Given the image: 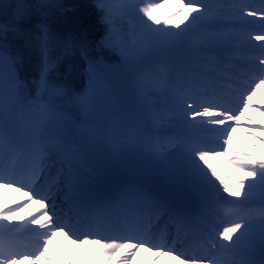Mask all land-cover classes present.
Segmentation results:
<instances>
[{"label": "snow or ice", "instance_id": "obj_1", "mask_svg": "<svg viewBox=\"0 0 264 264\" xmlns=\"http://www.w3.org/2000/svg\"><path fill=\"white\" fill-rule=\"evenodd\" d=\"M168 0H164L167 3ZM175 10L163 21L157 15L158 9L164 6L156 0H146L140 7L142 13L140 24L144 30L142 36L151 34V39L145 40L131 33H125L118 27L117 21H123L136 8L135 0H118L114 4H98L104 10L102 17L107 24V32L101 44L125 59L138 57L149 45L174 43L184 36L190 26L205 21V34L193 38V47L202 52H214L203 65L204 72L197 78V85L202 91L215 94L218 86H232L235 81H241L246 86L234 89L237 93L236 103L242 105L235 110L224 104L202 99L199 103L188 96L181 103H186V113L190 114V122L200 118L201 125L218 126L215 147H196L185 145L183 160L187 179L202 186L212 195H219V188L227 196L217 200L222 209L219 216V226H209L200 233L199 255L178 251L174 246H168L161 237L160 243H153L148 238L147 231L120 237H105L101 235L102 225H89V230L77 234L75 225L70 226L66 219L79 212H87L93 217L106 216L115 207L111 200L85 199L80 195L84 177L90 173L88 158L75 143L67 138L63 131L62 116L50 100L45 102L40 93L35 98L27 94V86L18 78L16 61L9 58L6 52L0 51V63L4 71L0 74V88L10 89L13 102L21 111L35 114L36 120L31 125L29 141V164L25 171L15 170V152L17 150L13 137L8 133L5 121L0 120V188H13V191L25 198L27 202L39 205L30 213L26 224L37 225L38 229H29L33 240L29 244L21 242L18 237L20 229L16 225L5 224L4 221L16 219L23 205L13 197V206L0 207V264H55L47 256L48 244L58 233L76 247L97 245L101 251L97 254L94 264H107L112 255L121 249L124 251L117 257L116 264H130L135 252L144 248L154 252L155 257H172L179 264H255L248 260L230 259L242 237L248 234L254 216H259L261 225L260 243L264 249V201L256 212L246 211L244 201L229 200L228 197L247 200L254 186L264 191V161H258L245 153L232 149L231 140L237 127H244L241 121L245 119V110L254 107L253 97L264 90V0L255 7L249 3L218 4L215 7L200 0H174ZM183 13L181 24L184 28L174 32L167 27L173 24L174 17ZM251 17L252 19H247ZM187 21V23H185ZM151 22V23H149ZM238 25H257V28L242 30ZM179 28V25H176ZM131 36V40L126 37ZM255 41V43H253ZM44 66L41 71L39 88H47L46 76L51 65L47 56L46 42L42 47ZM237 61H241V68ZM6 117V113L4 114ZM56 127L51 134L49 126ZM259 128V125H252ZM173 143V141H169ZM9 161H11V166ZM55 168V175L51 169ZM228 168L232 172H228ZM219 181V185L216 182ZM15 185V187H13ZM63 196V215L57 210L56 201ZM138 207L130 209L134 214L143 213L149 218L151 213H160L165 209L171 211L167 204L158 197L147 192L138 193ZM127 215L128 212L123 213ZM180 223H186L182 213H176ZM75 229V230H74ZM71 264V261L69 262ZM264 264V260L260 262Z\"/></svg>", "mask_w": 264, "mask_h": 264}, {"label": "rangeland", "instance_id": "obj_2", "mask_svg": "<svg viewBox=\"0 0 264 264\" xmlns=\"http://www.w3.org/2000/svg\"><path fill=\"white\" fill-rule=\"evenodd\" d=\"M206 1V0H201ZM146 3V0H142V2H138L136 4V8L132 13H130L126 18L123 19V21L118 20L117 25L118 27L122 28L124 32L131 33L132 35H135L137 37H142L145 40L151 39V34H148L146 36H142L143 29L141 24L138 20V15L142 18V13H140L139 9ZM157 15L163 21L165 16H162L158 11ZM135 21V22H134ZM167 28L171 29L174 32H179L181 29L177 30L174 29L171 25L166 26ZM184 37V36H183ZM183 37L179 38L177 42L174 44L173 47L178 46L181 44ZM128 40L131 39V36L127 37ZM151 44H149L142 53L145 52V54L142 56L143 58H137V59H125L119 52L116 55V61H114V68L119 71V66L121 65H128L130 67V73L131 75L139 74L140 78L143 82V84L140 86V90L138 91V95L136 96L137 100L135 102H141L142 104L138 105L132 102L128 103V106H130V110H135V112L142 113L143 115H147L148 121H151L153 114L150 117L148 116V113L151 110H149V106H151V103L145 104L147 101H144V99L149 100L148 97L152 95L153 92H148L146 87L152 86V88H159L161 89V97L162 95L166 94L163 89V81H162V75L166 71L168 65H170L169 62H173L179 67H181L183 70L187 71V78L184 80L181 87L176 85L172 91V95L169 97L168 100L169 103L166 104L164 98L162 97L160 101L159 108H156L155 112H159L162 116H164V120L166 122L167 126H162L163 124H157L154 125V133H151L152 136L150 138V149H147L148 151L145 152V154L151 155L154 159L157 160H164V157L171 156V162L174 163L173 169L176 170V173H186L185 166H184V160H183V152L185 145H192L194 136L189 137L187 135H182L183 126L176 127L175 124L168 126V122L170 119L174 118L172 115V112L178 111L179 112V104H182L181 101L185 100L183 94L189 93V87L195 85V81L197 82V78L201 75H197L196 71H194L193 65L189 64L187 61L183 60L178 61L174 57L165 56L163 59H159L158 61L154 62L153 60L159 56L162 55V53L166 52L167 50H161L159 52L155 53H149V48ZM183 48V47H181ZM170 50L174 48H169ZM213 56H207L206 58L209 59ZM194 58H203V55L195 56ZM93 61L96 62V65L92 63L91 69H90V75H89V86L87 89V94L81 96V101L78 103L77 100L73 98V96H68L69 103H75L78 107L82 109V114L84 116H87L86 120L81 121L80 123H76V113L73 112H64L63 108V100H61L60 97L65 96L68 89L66 85L63 82H55L52 85V91H46V97H49L51 99V103L54 106L55 110L61 114L63 120H62V127L63 131L68 134L71 132L69 129L71 126H73L74 131L70 133L71 136H69V139L75 143L77 147L80 149L86 148L88 150L85 155L87 156L88 153L95 155L96 157H100L98 160H94L93 158L90 159L93 160V164H96L98 167V174H89L88 180L93 184L92 187L94 188L95 184L98 183V180L101 177V173H103V169L110 166L109 164V158L103 153V151L108 148L109 146H112L111 153L116 156V160L120 161L121 158L128 157L130 158L132 153L130 152V149L133 148L134 153L135 152H141L143 145L140 143H136L134 147L130 146V142H128L126 138V132L125 129L121 126L122 124H117L118 118V105H119V99L116 95V92H114V85L110 82L108 79V71L103 70V63L102 61L95 58ZM153 62V64L151 63ZM103 65V66H102ZM113 67V66H112ZM126 68V67H125ZM201 68H198L199 70H204ZM197 69V70H198ZM102 71V72H101ZM195 74V75H194ZM88 76V74H87ZM196 78V79H195ZM195 79V80H192ZM152 83V85H151ZM138 84V83H137ZM138 87V85H137ZM160 96V93H159ZM158 101V102H159ZM67 102V101H66ZM157 102V100H152V104ZM68 103V102H67ZM68 103V104H69ZM186 104V103H184ZM62 105V106H61ZM82 115V116H83ZM81 116V117H82ZM89 119V120H88ZM27 123H29V130L31 133V125L36 120L34 117L27 118ZM108 120L109 123V134L112 138V142L109 144V141L107 142L108 136L103 128V126L97 122ZM84 121H86L84 123ZM88 121V122H87ZM117 121V122H116ZM96 122V123H95ZM86 124V125H85ZM71 125V126H70ZM104 130H103V129ZM49 131L51 134H55L56 127L54 125L49 126ZM152 131V132H153ZM80 134V144H76L78 142L77 134ZM106 133V134H105ZM77 141V142H76ZM169 141H173V143H169ZM16 150V164H15V170L16 171H25L26 165H24V153L23 151ZM161 151V152H160ZM83 152V151H82ZM133 153V154H134ZM142 153V152H141ZM144 154V155H145ZM248 156L254 157L258 161H264V155L259 153L249 154L245 153ZM28 155V154H27ZM135 155V154H134ZM28 157V156H27ZM26 162V161H25ZM10 166L11 162L9 161ZM104 168H99V167ZM228 172L231 173L232 169L228 168ZM135 177L141 179L142 181L150 182L151 175L149 173H143V174H136ZM15 187V185L13 186ZM201 190V189H200ZM258 192L262 196V200L264 201V191H262L259 186H254L251 189L250 195L248 196L247 200H245V197L242 195L240 198H233L232 199H239L241 201H244V208L246 211L249 212H256L258 208L260 207L262 201H257L258 197H254V193ZM201 193V205L202 210L207 211L208 214L206 216L201 215V219L203 220V223L206 224L207 221H211L212 219V213L211 211L220 208V206L217 203V200L220 198H215L214 196L206 195ZM168 195V194H166ZM227 195V194H226ZM13 197H15V200L23 205L22 210L18 212L17 217L15 220L9 222L4 221L5 224H11L16 225L19 227L20 232L18 233V237L21 240V242L25 244H29L33 240V233L29 231V229H38L37 225H31L26 224V220H29L31 217L29 216L30 213L34 212L36 209L39 208L38 205L35 203H30L25 200L24 197L17 195L13 188H0V207L5 206H13ZM261 199V198H260ZM259 200V199H258ZM166 204L168 207H172V205H175L174 202L166 200ZM257 201V202H256ZM178 205V204H177ZM180 206V205H178ZM204 212V213H205ZM69 225H75L77 227H82L90 225V222L87 221H78L75 220V222L69 223ZM103 226L104 224L101 223ZM89 229V228H88ZM208 229V228H207ZM206 229V230H207ZM260 231H261V225L259 222V216H254L251 228L244 237L241 238L239 244L234 249L233 253L234 256H237V258H241L242 260H248L253 261L255 264H260L262 260H264V249L261 247L260 243ZM67 239H65L64 235H56L53 237L48 244V251L47 253L51 256L52 261L55 262V264H69L71 261V264H94L97 254L101 251L99 246L92 245L91 247L83 246L82 248L75 247H67L66 245ZM143 256L140 258L139 261L132 263V264H142ZM43 264H47L43 263ZM108 264V262H107Z\"/></svg>", "mask_w": 264, "mask_h": 264}, {"label": "trees", "instance_id": "obj_3", "mask_svg": "<svg viewBox=\"0 0 264 264\" xmlns=\"http://www.w3.org/2000/svg\"><path fill=\"white\" fill-rule=\"evenodd\" d=\"M117 2L118 0H0V51L6 52L9 58L16 61L18 78L27 86V94L30 98H35L39 92L43 101H51L45 96V92H51L55 82H63L68 91L65 96L60 97L63 100L62 109L68 113L74 111L77 117L76 123L86 120L87 116L82 114V109L75 103H69L68 96H73L78 103L81 101V96L87 94L90 67L92 63L96 65L93 60L97 58L102 61L103 70L108 71L107 77L113 83L119 99L118 118H116L118 124H122L121 126L128 136L135 140L134 142L144 145L150 135L128 111L125 98L126 96L135 98L133 89L134 83L138 82V75L133 76L130 71H123L120 68L119 71L113 69L117 52L101 44L108 26L102 19L104 10L98 7V4ZM138 17L140 23L141 16ZM44 42L51 67L46 76L47 88L41 90L39 81L44 66L42 53ZM158 47H161V44L154 45V48ZM3 71L4 65L0 63V74ZM180 77L181 74L177 70L170 69L165 77V83L170 86ZM32 117L36 118L35 114L21 111L13 102L10 89L0 88V120L5 121V126H17L20 130L25 129L26 132L29 130L26 119ZM97 123L103 126L109 141L106 122L103 120ZM69 130L72 132L73 126ZM81 151H86V148ZM124 159L122 165L118 164L117 169L114 168L116 177L130 184L127 189H134L137 193L144 191L155 196L152 191L128 182L130 171L137 170V167L147 164L148 161L140 158L137 163H129L127 157ZM151 166L159 174L154 180L155 187L158 188L162 185L161 172L165 174L166 169L157 162H152ZM164 179L168 180V178ZM154 214L159 216L160 213L154 212Z\"/></svg>", "mask_w": 264, "mask_h": 264}, {"label": "bare ground", "instance_id": "obj_4", "mask_svg": "<svg viewBox=\"0 0 264 264\" xmlns=\"http://www.w3.org/2000/svg\"><path fill=\"white\" fill-rule=\"evenodd\" d=\"M142 2V0H139V3ZM157 3H162L164 4L163 7H161L160 9H158V12L162 15V16H167L168 14H170L171 12H173L175 10V3L174 0H168L167 3H164V0H156ZM201 3H207L212 7H215L218 4H231L233 3V0H206V1H201ZM235 2L239 3L241 2V0H235ZM244 2L249 3L251 5H254L255 7H259L260 6V0H244ZM183 19V13H180L179 15L174 17L173 20V24H171V26L174 29H183L184 25L181 24V20ZM247 19L251 20V17H248ZM187 23V21L185 22ZM176 25H179V28L176 27ZM160 26L166 27L163 24H161ZM160 26H156V27H160ZM205 27H206V22L205 21H200L197 22L195 25L190 26L189 29L185 32L184 37L182 39V42L180 45L178 46H174L173 45H167V43L165 44H161V48H165L167 51L164 52L163 54L166 56H171L174 58H178L180 60H185L188 61L189 63H191L194 67V70H197L198 68H201L204 64H206L208 61L205 58H201L200 60L197 58H193L195 56H199V55H214V52H202V51H198L193 47V38L194 37H198V36H203L205 34ZM239 28H241L242 30H247L249 28H257L258 30V26L257 25H238ZM127 33V32H125ZM126 39L128 40V38L126 37ZM131 40V39H130ZM129 40V41H130ZM253 43H255V41H253ZM152 46V45H151ZM149 48V51L153 50L154 48L151 47ZM183 47V48H181ZM169 48H174L172 50H170ZM145 54L141 53L137 58H143L142 56ZM161 58V57H160ZM153 61H158V58H155ZM153 64V62H151ZM201 74V73H200ZM141 84H139L138 89L140 90V86L143 84L142 80L140 79ZM152 85V83H151ZM246 86L245 84H243L241 81H235L232 83L231 88L227 86V89H225V93L226 96L223 99H213L211 91H208L207 93H205L204 91L201 90V88L197 85V83L194 86H190L189 87V93L188 94H183L184 98H187L188 96H192L194 99L197 100V102L199 103L202 99H207V100H212L213 102H219L224 104L225 107L231 108L233 110H235L237 107H242V105H238L236 103V95L237 93L234 91V89L237 88H241ZM148 92H153L152 86L146 87ZM219 91V88H217ZM216 89V90H217ZM153 98L155 100H157V102L154 103V106H152L150 113L151 115L153 114L152 117V123L154 125L159 124H163L162 126H167L166 122L164 120V116H162L159 112H155L156 108H159L160 101H159V97H154ZM159 101V102H158ZM252 104L254 105V107H249L248 109L245 110V119H243L241 121V124L244 125V127H237L235 129V131L233 132L232 135V140H231V146L232 149L236 152H240V153H249V154H254V153H259V154H263L264 155V90H261L260 92H257V94L253 97L252 99ZM179 114L180 117L175 119V126H183V130H182V135H191V136H195L192 142L193 146L196 147H203V146H211V147H215L216 143H217V135L218 132L216 131V128L218 126H211V125H201L199 123L200 118L197 117L196 120L191 121L190 122V114L186 113V104H179ZM170 122V121H169ZM259 125V128H253L252 125ZM170 124H168L169 126ZM180 177L181 180L184 179V175L183 173L178 175ZM187 183L192 184L195 189H197L198 191L202 192L203 194L206 195H210V193L208 192V190H206L205 188H203L202 186L196 185L194 183H192L191 181H189L188 179H186ZM217 185H219V181L216 182ZM201 189V190H200ZM212 195V194H211ZM215 198H220L222 199L223 197H226V193H223V189L222 187L219 188V195L215 196L212 195ZM229 200H235L232 199L230 197H228ZM37 205V204H36ZM39 206V205H38ZM63 209V208H62ZM62 209H59L58 211H60V214L63 215V211ZM218 211H211V215H212V219L211 221H209V226H219L220 224V220H219V216L222 212V209L219 208L217 209ZM76 217L74 215L69 216L66 219V222L69 224L71 223V221H75ZM193 223V221H191ZM159 222H153L151 224V227L148 228V224L145 227V231H147L148 235H152V234H156L157 228L156 225ZM73 226V225H70ZM76 228L79 229V231L77 232V234H81L87 230H89L88 228H85V226L82 227H77ZM75 230V229H74ZM101 235L107 237V233H103V231H101ZM129 235V234H126ZM126 235H119V236H126ZM133 235V234H132ZM160 243V242H159ZM168 246H174L178 251H187L188 254H197L199 255V251H188L183 244L179 243V242H172V243H167ZM66 245L67 247H75L76 245L72 244L70 242V240L67 239L66 241ZM86 247H91L92 245H85ZM97 246V245H96ZM143 249V248H141ZM141 249H138V251L135 253V255H138V252H142ZM47 256L52 260L51 256L47 253ZM143 260H142V264H179V261L176 259H173L172 257H160L159 259H157L155 257L154 252H149L146 251L145 253H143ZM47 261H43V263H46ZM117 259L115 261H111L108 262V264H116Z\"/></svg>", "mask_w": 264, "mask_h": 264}]
</instances>
